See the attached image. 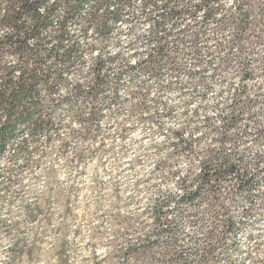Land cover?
Wrapping results in <instances>:
<instances>
[{
  "label": "rangeland",
  "instance_id": "1",
  "mask_svg": "<svg viewBox=\"0 0 264 264\" xmlns=\"http://www.w3.org/2000/svg\"><path fill=\"white\" fill-rule=\"evenodd\" d=\"M107 5L104 31L68 24L80 54L40 88L50 127L20 123L0 152V264H166L165 249L172 264H264V0ZM64 15L59 2L48 32ZM204 161L253 180L189 199ZM156 233L151 255L126 252Z\"/></svg>",
  "mask_w": 264,
  "mask_h": 264
},
{
  "label": "trees",
  "instance_id": "2",
  "mask_svg": "<svg viewBox=\"0 0 264 264\" xmlns=\"http://www.w3.org/2000/svg\"><path fill=\"white\" fill-rule=\"evenodd\" d=\"M205 1V0H204ZM62 3L65 15L54 25V14L57 3ZM110 0H0V152L3 151L11 138L17 133L20 123L29 121L32 132H40L50 127L42 107L40 88L51 91L64 82L63 72L67 71L80 54V44L71 40L68 24L79 15L82 19V33L86 34L89 27L106 30L105 16L118 19L115 9L107 5ZM88 11L84 13L86 6ZM103 6L106 9L103 10ZM208 10V9H205ZM243 19L247 17L242 15ZM99 65V64H97ZM95 84L101 83L98 68ZM79 92V88H75ZM4 118V119H2ZM264 127L257 129L262 132ZM234 174L235 190L248 189L253 175L249 176L244 169L228 163L219 167H210L207 161L202 163L200 185L187 198L203 196V188ZM211 202L218 200L216 192L210 195ZM264 205V201H263ZM155 220H160L163 205L154 202L150 206ZM227 228L231 227V219H227ZM159 231H167L161 224ZM213 235L212 231L209 233ZM176 242L172 234L166 245ZM160 243L159 234L147 235L137 247H128L126 252L137 257L151 255ZM210 249L206 250V256ZM162 260L166 264L177 261V256L164 250ZM148 264H153L150 260Z\"/></svg>",
  "mask_w": 264,
  "mask_h": 264
}]
</instances>
